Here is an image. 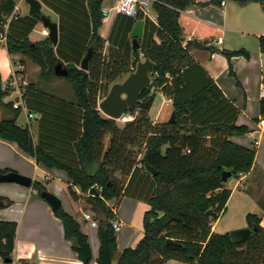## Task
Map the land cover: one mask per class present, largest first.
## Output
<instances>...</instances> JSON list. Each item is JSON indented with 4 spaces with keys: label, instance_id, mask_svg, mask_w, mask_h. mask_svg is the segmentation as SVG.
Listing matches in <instances>:
<instances>
[{
    "label": "trees",
    "instance_id": "1",
    "mask_svg": "<svg viewBox=\"0 0 264 264\" xmlns=\"http://www.w3.org/2000/svg\"><path fill=\"white\" fill-rule=\"evenodd\" d=\"M40 1L58 15L57 45L49 38L30 41L42 12L14 16L15 0H0V40L5 39L9 53H19L39 65L40 78L57 76L54 68L61 63L68 71L64 78L73 84L76 100L66 101L35 83L26 84L23 104L39 114L35 142L30 128L17 122L22 107H15L12 100H2L7 91H2L0 84V103L13 113L0 119V138L17 143L37 163L67 173L71 196L98 221L96 264H165L169 260L264 264V227L258 214L246 215L248 227L254 230L245 242H233L229 231L212 230L213 223L226 211L232 192L224 186L223 171L247 173L255 163V150L231 139L248 131L247 126L237 124L239 109L191 55L198 44L183 45L180 13L196 0H154L156 22L142 11L134 16L117 13L108 39L98 31L105 16L104 0ZM140 20L145 23L144 35L138 39L140 48L134 50L131 31ZM258 42L264 52V35ZM89 49L92 55L84 70L81 62ZM223 53L248 56L242 49ZM141 55L155 63L151 83L140 94L137 105L127 111L133 120L120 127L115 119L101 114L99 100L108 94L109 83L123 73L134 72ZM19 64L24 66L25 61ZM152 89L172 99L173 122H152L149 104L143 102ZM260 113L264 115V97ZM138 143L145 145L139 160L135 151ZM147 165L157 174H151ZM90 166L95 169L88 171ZM9 171L0 169V173ZM116 173L127 180L122 181ZM93 186L97 195L89 193ZM32 187L40 196L47 190L37 180ZM122 196L143 200L150 208L143 216V236L135 246L118 254L112 225L114 207L107 201H119ZM11 204V200L0 197V207ZM209 209L218 216H210ZM53 212L62 221L72 251L82 264H89L92 249L80 223L62 205ZM16 229L15 221L0 220V256L4 262L13 263Z\"/></svg>",
    "mask_w": 264,
    "mask_h": 264
},
{
    "label": "crops",
    "instance_id": "2",
    "mask_svg": "<svg viewBox=\"0 0 264 264\" xmlns=\"http://www.w3.org/2000/svg\"><path fill=\"white\" fill-rule=\"evenodd\" d=\"M15 1L17 2V9L14 12L21 9L22 15L29 14V7L27 8L26 4H23L21 0ZM117 3L118 0H104L102 3L105 16L98 31L104 39H108L117 15L114 11ZM43 7L58 21V15L54 11L44 4ZM25 9L26 12H23ZM150 9L149 16L153 17L155 13L152 8ZM179 23L182 28L183 45L189 42L198 44L197 47L191 49V55L214 79L225 96L235 103L240 111L237 124L245 125L248 128L246 133L231 137L234 142L255 150V163L245 177L255 171H259L264 176V115L260 113V100L264 97V52L260 50L258 42V37L264 35V2L254 0H247L246 2H241V0H196L193 5L181 11ZM35 29L30 34V39H32ZM40 39L42 37H37L33 41ZM211 48H216L217 51H212ZM241 49L246 51L248 56L238 54L229 57L223 53V51ZM22 59L25 61V65L17 67L16 60L19 63ZM18 70L19 72H16ZM39 74V65L19 53H9L5 39L0 40L1 85L11 83L10 86L15 87L21 80H24V83L37 85L40 80ZM6 98L12 99V96L6 95ZM163 100L166 106L173 108L170 97L166 96ZM255 141H258L256 145ZM0 169H8L30 176L33 181L41 182L47 190L54 194L64 193L65 189L68 190L69 178L64 170L37 163L35 158L24 153L17 143L1 138ZM60 181L65 183V189L61 187ZM74 188L80 193L79 187L75 186ZM238 189L239 184L231 189L232 192L226 206ZM242 194L249 197L246 190ZM0 197L12 201L11 205L0 207V220L17 223L15 247L12 253V257L17 262L13 260V264L22 262L27 264H82L72 251L71 242L64 236L62 221L55 216L51 205L33 187H24L12 182H0ZM119 201L115 209V216L119 217L118 221L122 227L126 219L119 214V207L121 206ZM77 203L82 210L81 220L93 227L84 218V214L91 211L84 209L79 202ZM128 204L137 206V202L129 201ZM257 214L260 216L261 225L264 227V209H260ZM73 216L79 223L81 222L80 218ZM220 218L221 215L213 223L212 230L215 232H217L216 224ZM93 228L97 229V227ZM81 229L85 232L82 225ZM117 232V253L119 254L122 248L119 249ZM88 238L93 255L90 264H96L99 239L98 236L91 238L89 235ZM122 241L124 242L123 246L130 244L129 240L125 241L124 234ZM165 264L187 263L169 260Z\"/></svg>",
    "mask_w": 264,
    "mask_h": 264
},
{
    "label": "rangeland",
    "instance_id": "3",
    "mask_svg": "<svg viewBox=\"0 0 264 264\" xmlns=\"http://www.w3.org/2000/svg\"><path fill=\"white\" fill-rule=\"evenodd\" d=\"M21 2L23 4H26L27 8L29 7L24 0H21ZM16 7H17V2H16ZM16 7L15 9H17ZM23 12H26V9ZM41 12L42 15L44 14L46 16H49L54 21L57 20V18L55 16H52L46 8L43 7ZM16 15L17 16L22 15V10L18 9L16 12H14V16ZM3 28L5 30L7 28L6 25H4ZM37 37H42V39L37 40L39 42H43L48 38V31H46L41 21L37 24L35 33L32 36V39H30V41L34 42L33 40H35ZM107 46L108 44H106L105 46V51L107 50ZM145 59L147 58L144 57V55L140 56V61H144ZM15 64L17 67L20 65L17 62V60ZM130 74H131L130 72L121 74L116 80L109 83L108 90H110L113 84L122 82ZM23 81L24 80L18 81L17 86L15 87L8 86L7 95L12 96V99H7L5 96L2 100L4 102L12 100L14 101L15 104L19 103L21 101V98L19 97L20 90H23L24 87L26 86ZM37 86L42 90L51 93L52 95L64 99L66 101L76 100V93L73 84L64 77L50 76L47 79L40 78V80L37 83ZM164 97L166 96L163 93H160L159 90L152 89V91H150V95L146 97V99L143 101L146 104H149L148 112L152 122L154 123H162L168 121L173 112L172 106H166V104L164 103L163 100ZM102 99L103 98H100L99 102ZM101 114L103 116L108 117L102 111ZM12 115H13L12 111L8 109L4 105V103H0V119L9 118ZM125 117L127 119H124ZM37 120L38 119L29 120L27 118V110H24L23 108L17 119L18 124H20L21 126H28L30 128L35 142H37V132H38ZM131 120H133V115L130 113H126L120 119H115V122L118 126L123 127L128 121ZM135 151L138 154V160H139L145 152V145L143 143H138L135 146ZM94 169H95L94 166H90L88 168V171H93ZM251 169L247 173H249ZM247 173H239L237 175H235L234 173V175L228 180V182L224 183V186L229 189H232L233 187H235L236 184H239V189L234 192L230 202L228 203L227 211L221 214V218L219 222L216 224L217 232L223 233V232L231 231L233 229L248 227L246 215L248 213L257 214L260 209L264 208V176L259 171H255L251 175L245 177ZM116 176H118L122 181L127 180V178H125L119 173H116ZM56 181L58 180L56 179ZM60 185L65 189L64 182L61 183L60 181ZM244 189L246 190V192H248L249 197L242 194V192H245ZM55 195H57L61 199L62 208L65 211H67L70 214L72 213V215H75L78 219L80 218L81 221L80 223L82 225V228L89 235V237L93 238L98 236L97 234L98 231L96 228L90 227L88 223H85L81 220L82 210L79 208L78 203L71 196L69 190L65 189L64 193L55 194ZM128 200L132 203L137 202V206H130L128 204L129 202ZM117 203L118 200L113 199L109 201V203L107 204L110 207H114L115 210L117 208ZM120 204L121 206L119 207V214L121 217L123 216L126 219L124 224H122L120 231L117 232L119 238L118 239L119 249L122 248L123 251L127 247L135 246L136 243L143 236V216L145 211L149 209V204L143 200H138L128 196H122L119 201V205ZM90 213L92 214V217L97 221L96 215L92 211ZM115 220L118 221L119 217L115 216ZM123 234L125 237V241L129 240L130 244L128 246H123L124 245L123 244L124 242L122 241ZM13 260L17 262L15 258H13ZM0 264H4V260L1 256H0Z\"/></svg>",
    "mask_w": 264,
    "mask_h": 264
},
{
    "label": "water",
    "instance_id": "4",
    "mask_svg": "<svg viewBox=\"0 0 264 264\" xmlns=\"http://www.w3.org/2000/svg\"><path fill=\"white\" fill-rule=\"evenodd\" d=\"M29 5V15H35L41 12L43 3L40 0H24ZM256 2H264V0H254ZM41 22L44 27H46L48 32V38L53 43L57 45L59 42V22L52 20L49 16L41 15ZM145 23L143 20L136 22L131 31V36H133L132 45L133 49L137 50L140 48V43L138 39L142 38L144 35ZM201 47H204L201 45ZM92 55V49H89L86 56L81 62V69L87 70L89 59ZM155 67V63L150 59H145L144 61H139L136 69L131 73L125 80L119 83H115L110 88L108 94L99 102V110L105 115L113 119H120L124 114L127 113L128 109L137 105L139 101L140 94L149 87L151 83V72ZM54 72L57 76L65 77L68 71L61 63H57L54 68ZM175 119V113L172 112L169 119L173 122ZM147 169L151 174L156 175L157 171L147 165ZM234 175V171L225 169L222 174V181L228 182V180ZM0 182H12L19 184L24 187H32L33 179L30 176L20 174L16 171H9L6 173H0ZM90 194L97 195L98 190L96 186H93L89 190ZM42 198H44L52 207V209H57L62 205L61 199L54 193L43 190L41 192ZM208 214L210 216H218L217 212L213 209H209ZM254 228L245 227L239 229H233L229 231L231 239L233 242L242 243L245 242ZM170 242V240H168Z\"/></svg>",
    "mask_w": 264,
    "mask_h": 264
},
{
    "label": "built area",
    "instance_id": "5",
    "mask_svg": "<svg viewBox=\"0 0 264 264\" xmlns=\"http://www.w3.org/2000/svg\"><path fill=\"white\" fill-rule=\"evenodd\" d=\"M153 1L154 0H118V3L114 7V11L116 13H122V14L131 15V16L136 15L138 11H142L143 13H145L146 15L149 16V14L151 12L150 8L152 7ZM151 19H153L156 22L157 21L156 14L153 17H151ZM45 29H46V31L49 32V30L46 27H45ZM151 79H152V75H151ZM263 81H264V78H263ZM26 84L27 83H25V85ZM10 85H11V83H6V84L2 85V87H1L2 91H7V88ZM22 92H23V90H20V96L19 97L21 98V101L17 104L14 103V106L15 107L21 106L24 110H27L23 104V101H22ZM27 118L29 120H35V119L39 118V114L36 112L27 110ZM124 119H127V118L125 117ZM254 143L256 145L258 143V141H255ZM114 212H115V210H114ZM84 218L90 222L91 226L98 227V223L92 217L91 213H88V212L85 213ZM112 225H113V228L115 229L116 232L121 227V223L115 219L112 221ZM4 264H13V263L4 262Z\"/></svg>",
    "mask_w": 264,
    "mask_h": 264
}]
</instances>
